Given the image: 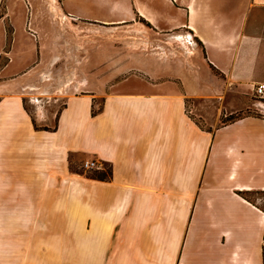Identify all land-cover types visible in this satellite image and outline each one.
I'll return each instance as SVG.
<instances>
[{
	"label": "crops",
	"instance_id": "0c3cea01",
	"mask_svg": "<svg viewBox=\"0 0 264 264\" xmlns=\"http://www.w3.org/2000/svg\"><path fill=\"white\" fill-rule=\"evenodd\" d=\"M39 1L0 0V264H264V115L205 114L201 126L187 112L250 109L264 84V0H47L46 29ZM61 17L131 27L150 51L104 96L76 81L47 131L15 88L52 77Z\"/></svg>",
	"mask_w": 264,
	"mask_h": 264
},
{
	"label": "rangeland",
	"instance_id": "374dc122",
	"mask_svg": "<svg viewBox=\"0 0 264 264\" xmlns=\"http://www.w3.org/2000/svg\"><path fill=\"white\" fill-rule=\"evenodd\" d=\"M21 6L23 10H26L24 2H21ZM35 10L42 13V17L38 20L40 26L44 29L54 26V5L50 6L47 0H40L37 2ZM61 19H63L60 20L63 27V49L59 52H46L47 64L54 65L57 63L56 67L52 66L48 69L49 75L52 77L47 80L31 78L30 82H26L25 85L20 84L19 87L16 86L15 88V93L22 97L24 108L31 116L34 126L45 128L47 131L50 129L47 126L54 127L56 125V120L64 107L65 98L69 94L78 92L74 86L76 81L80 83L82 89H92L98 96H104L115 82L124 79L116 78L122 74L119 71L120 68L131 64L135 54L150 51L149 38L131 27L104 30L97 25L84 27L77 24L74 26L67 21L65 22L64 17ZM140 25L143 24L140 23ZM104 53L107 59L110 56L109 62H103ZM56 55L58 60L54 62ZM77 74L82 78H72L74 75L76 77ZM104 75H109L110 78H102ZM86 76L90 78H85ZM255 97L250 109L234 116L225 117V106L204 104L198 101L188 102L187 112L201 126L204 124L202 115L205 114L214 115V113L220 112L221 124L246 115L262 116L264 115V100ZM96 107L99 110L102 108L101 98L97 100ZM86 162L89 161L82 159L80 162L81 171L98 178L97 171L84 168ZM104 174L109 178L110 169L106 168Z\"/></svg>",
	"mask_w": 264,
	"mask_h": 264
},
{
	"label": "built area",
	"instance_id": "2783aa9c",
	"mask_svg": "<svg viewBox=\"0 0 264 264\" xmlns=\"http://www.w3.org/2000/svg\"><path fill=\"white\" fill-rule=\"evenodd\" d=\"M255 96L264 100V84H259L254 89ZM84 168L94 171H103L105 169L102 163L96 161H89L84 164Z\"/></svg>",
	"mask_w": 264,
	"mask_h": 264
},
{
	"label": "trees",
	"instance_id": "16d2710c",
	"mask_svg": "<svg viewBox=\"0 0 264 264\" xmlns=\"http://www.w3.org/2000/svg\"><path fill=\"white\" fill-rule=\"evenodd\" d=\"M97 177H98L99 179H107V178H108V177L106 176V174H104V173L97 175Z\"/></svg>",
	"mask_w": 264,
	"mask_h": 264
},
{
	"label": "bare ground",
	"instance_id": "6f19581e",
	"mask_svg": "<svg viewBox=\"0 0 264 264\" xmlns=\"http://www.w3.org/2000/svg\"><path fill=\"white\" fill-rule=\"evenodd\" d=\"M52 1H54V0H52Z\"/></svg>",
	"mask_w": 264,
	"mask_h": 264
}]
</instances>
